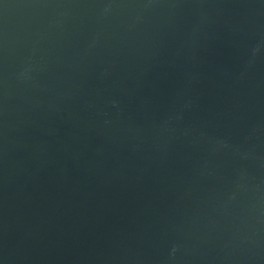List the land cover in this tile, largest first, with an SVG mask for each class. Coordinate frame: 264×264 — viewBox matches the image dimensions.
Returning <instances> with one entry per match:
<instances>
[{
    "label": "water",
    "instance_id": "water-1",
    "mask_svg": "<svg viewBox=\"0 0 264 264\" xmlns=\"http://www.w3.org/2000/svg\"><path fill=\"white\" fill-rule=\"evenodd\" d=\"M0 264H264V0H0Z\"/></svg>",
    "mask_w": 264,
    "mask_h": 264
}]
</instances>
